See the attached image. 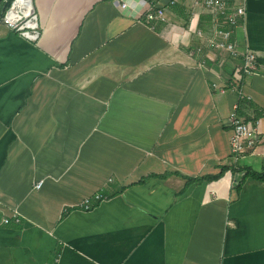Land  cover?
Returning a JSON list of instances; mask_svg holds the SVG:
<instances>
[{
    "label": "crops",
    "instance_id": "obj_1",
    "mask_svg": "<svg viewBox=\"0 0 264 264\" xmlns=\"http://www.w3.org/2000/svg\"><path fill=\"white\" fill-rule=\"evenodd\" d=\"M127 1L32 0L35 41L0 16V264H264V0ZM234 103L263 132L236 160Z\"/></svg>",
    "mask_w": 264,
    "mask_h": 264
},
{
    "label": "built area",
    "instance_id": "obj_2",
    "mask_svg": "<svg viewBox=\"0 0 264 264\" xmlns=\"http://www.w3.org/2000/svg\"><path fill=\"white\" fill-rule=\"evenodd\" d=\"M116 1L118 6L122 9L130 7L127 0ZM160 1L161 0H143L145 6L143 17L147 22L164 19L165 6ZM196 1L213 13L221 14L231 26H235L237 16L245 14V8L243 5L236 6L234 9L229 10L221 0ZM168 3L170 5L174 4L175 0H169ZM1 20L9 29L19 33L26 39L35 41L39 37L40 32L38 16L34 10L32 0H12L10 5L4 10ZM197 34L201 35V31H197ZM231 34V29L223 30L215 28L211 42L214 47L229 51L232 55H237L234 44L230 41ZM217 37H220V39L217 40ZM257 68L258 59L256 54L252 50L246 49L241 54L239 71L243 75H250L256 73ZM238 83L239 81L237 82L236 79H232L230 82L234 89L238 87ZM221 91L224 92L225 89L222 88ZM229 118L232 129L230 138V153L231 157L236 160L243 156L246 151L253 149L259 143L263 132L260 129V119H256L254 123L251 124L238 115L237 103L232 105ZM41 185L42 181H38L34 187L40 188ZM93 198L96 201H101L104 197L100 193H96ZM82 205L85 209H90V198H85ZM13 218L18 220L17 214H14ZM3 222L8 223L9 218L5 217Z\"/></svg>",
    "mask_w": 264,
    "mask_h": 264
},
{
    "label": "trees",
    "instance_id": "obj_3",
    "mask_svg": "<svg viewBox=\"0 0 264 264\" xmlns=\"http://www.w3.org/2000/svg\"><path fill=\"white\" fill-rule=\"evenodd\" d=\"M11 1L12 0H0V16L1 17L4 13V10L10 5ZM247 176L257 179V180L264 181V170L260 172H256L254 170H247L244 174V178ZM212 177H215V176H212ZM189 180H192V179H189Z\"/></svg>",
    "mask_w": 264,
    "mask_h": 264
}]
</instances>
